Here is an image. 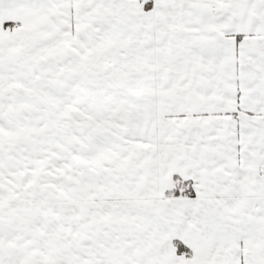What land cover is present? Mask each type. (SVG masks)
<instances>
[{
  "label": "snow or ice",
  "instance_id": "obj_1",
  "mask_svg": "<svg viewBox=\"0 0 264 264\" xmlns=\"http://www.w3.org/2000/svg\"><path fill=\"white\" fill-rule=\"evenodd\" d=\"M0 264H264V0H0Z\"/></svg>",
  "mask_w": 264,
  "mask_h": 264
}]
</instances>
